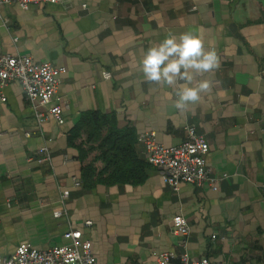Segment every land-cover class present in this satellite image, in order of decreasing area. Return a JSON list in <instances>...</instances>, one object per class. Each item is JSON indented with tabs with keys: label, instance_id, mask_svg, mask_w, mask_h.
<instances>
[{
	"label": "crops",
	"instance_id": "crops-1",
	"mask_svg": "<svg viewBox=\"0 0 264 264\" xmlns=\"http://www.w3.org/2000/svg\"><path fill=\"white\" fill-rule=\"evenodd\" d=\"M0 13V52L64 67L55 97L66 105L61 123L37 126L20 84L0 88V256L20 243L61 245L63 233L78 228L97 264H155L162 249L176 259L185 251L189 261L264 264V0H62L7 4ZM185 31L215 48L220 67L195 75L194 84L207 79L212 88L181 111L174 87L145 82L140 60ZM89 111L111 114L128 133L139 163L130 167L134 177L84 184L68 135ZM188 124L207 140L214 188L173 191L146 161L141 133L177 145ZM42 146L49 164L35 161ZM62 190L69 192L63 205ZM178 211L189 225L185 246L172 230Z\"/></svg>",
	"mask_w": 264,
	"mask_h": 264
},
{
	"label": "built area",
	"instance_id": "built-area-1",
	"mask_svg": "<svg viewBox=\"0 0 264 264\" xmlns=\"http://www.w3.org/2000/svg\"><path fill=\"white\" fill-rule=\"evenodd\" d=\"M60 1L62 0H0V8L14 3L26 9L39 3ZM0 20L3 25L6 24L1 13ZM64 72V67L55 66L48 61H35L28 56L0 52V88L10 81L20 84L31 105L37 126L48 119L56 123L63 121L66 105L58 102L55 94L59 77ZM102 77L107 79L110 73L104 71ZM1 100H4L3 96ZM25 135H29V132H25ZM138 140L143 144L146 161L161 169L162 181L173 191H177L181 184L201 185L206 182L215 187L217 177L211 175L205 158L208 151L207 140L203 134L196 132L193 125L185 126V139L177 145H164L156 141L152 132L141 133ZM35 161L38 164L50 163L47 147L40 148L39 156L35 158ZM75 184L78 185L79 181L76 180ZM68 195V190L60 192L62 205ZM65 213L66 210L63 207L53 211L55 217ZM171 224L173 232L184 237L181 243L185 246L189 225L180 211L172 216ZM83 225L89 226L91 221L86 220ZM62 236L65 240L63 244L46 249L34 248L25 243L17 244L12 253L0 256V264H97L91 243L82 238L80 229L68 228ZM154 255L155 264H210L205 257L189 261L185 251L177 259L168 249L157 250Z\"/></svg>",
	"mask_w": 264,
	"mask_h": 264
},
{
	"label": "clouds",
	"instance_id": "clouds-1",
	"mask_svg": "<svg viewBox=\"0 0 264 264\" xmlns=\"http://www.w3.org/2000/svg\"><path fill=\"white\" fill-rule=\"evenodd\" d=\"M220 67V58L213 47H206L203 37L194 31L169 34L150 46L140 60L145 82L175 88V108L184 111L197 104L202 93L212 88L204 79L193 83L195 75H203Z\"/></svg>",
	"mask_w": 264,
	"mask_h": 264
},
{
	"label": "trees",
	"instance_id": "trees-1",
	"mask_svg": "<svg viewBox=\"0 0 264 264\" xmlns=\"http://www.w3.org/2000/svg\"><path fill=\"white\" fill-rule=\"evenodd\" d=\"M127 132L116 128L111 114L84 112L72 127L68 142L79 156L84 184L114 183L136 175L135 160Z\"/></svg>",
	"mask_w": 264,
	"mask_h": 264
}]
</instances>
